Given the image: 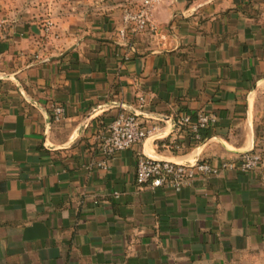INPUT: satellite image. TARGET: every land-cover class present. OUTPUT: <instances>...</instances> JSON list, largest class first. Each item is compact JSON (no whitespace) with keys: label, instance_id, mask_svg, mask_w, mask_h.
Here are the masks:
<instances>
[{"label":"crops","instance_id":"crops-1","mask_svg":"<svg viewBox=\"0 0 264 264\" xmlns=\"http://www.w3.org/2000/svg\"><path fill=\"white\" fill-rule=\"evenodd\" d=\"M139 2L0 0V264H191L264 245V0H153L159 35L124 39ZM121 111L157 129L105 157ZM200 111L216 121L194 141L174 121ZM247 151L253 171L180 192L135 181L141 155L218 165Z\"/></svg>","mask_w":264,"mask_h":264},{"label":"built area","instance_id":"built-area-1","mask_svg":"<svg viewBox=\"0 0 264 264\" xmlns=\"http://www.w3.org/2000/svg\"><path fill=\"white\" fill-rule=\"evenodd\" d=\"M152 1L141 0L136 5L124 7L121 13V24L116 29L117 34L127 40L145 33L152 36L159 35L158 25L150 19ZM50 25V21H47L44 26L45 30H48ZM137 101L140 107L145 102L143 96H138ZM51 113L52 119L59 121L64 116L65 110L62 105L55 104L51 107ZM215 121V116L200 111L193 118L188 114H181L174 122L177 126H188L192 132L193 140L199 141L201 130ZM156 129V125L149 128L142 127L135 111H121L109 123L105 135L101 138L100 152L105 157H109L118 151L140 143ZM105 159L98 162L97 166L107 169L108 162ZM261 160V155L257 151L243 152L238 157L221 161L218 165H211L199 160L193 164L176 163L141 155L136 161L135 181L139 185L165 186L175 192H180L183 187L191 185L195 178L215 177L222 170L247 174L256 169ZM113 194L115 197L118 196V192Z\"/></svg>","mask_w":264,"mask_h":264},{"label":"rangeland","instance_id":"rangeland-1","mask_svg":"<svg viewBox=\"0 0 264 264\" xmlns=\"http://www.w3.org/2000/svg\"><path fill=\"white\" fill-rule=\"evenodd\" d=\"M218 246L215 250L210 251L208 256L201 255L191 264H264V245H245L242 249L228 245V251L224 250V245ZM186 261L187 258L182 253L180 262L185 263Z\"/></svg>","mask_w":264,"mask_h":264},{"label":"trees","instance_id":"trees-1","mask_svg":"<svg viewBox=\"0 0 264 264\" xmlns=\"http://www.w3.org/2000/svg\"><path fill=\"white\" fill-rule=\"evenodd\" d=\"M174 146V145H173Z\"/></svg>","mask_w":264,"mask_h":264}]
</instances>
